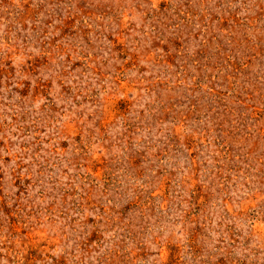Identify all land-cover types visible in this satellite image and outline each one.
<instances>
[{"label":"rangeland","instance_id":"obj_1","mask_svg":"<svg viewBox=\"0 0 264 264\" xmlns=\"http://www.w3.org/2000/svg\"><path fill=\"white\" fill-rule=\"evenodd\" d=\"M0 264H264V0H0Z\"/></svg>","mask_w":264,"mask_h":264}]
</instances>
